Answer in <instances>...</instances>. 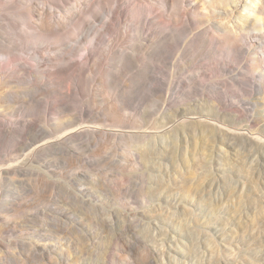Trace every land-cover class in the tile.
Listing matches in <instances>:
<instances>
[{
  "label": "rangeland",
  "instance_id": "374dc122",
  "mask_svg": "<svg viewBox=\"0 0 264 264\" xmlns=\"http://www.w3.org/2000/svg\"><path fill=\"white\" fill-rule=\"evenodd\" d=\"M0 264H264V0H0Z\"/></svg>",
  "mask_w": 264,
  "mask_h": 264
},
{
  "label": "bare ground",
  "instance_id": "6f19581e",
  "mask_svg": "<svg viewBox=\"0 0 264 264\" xmlns=\"http://www.w3.org/2000/svg\"><path fill=\"white\" fill-rule=\"evenodd\" d=\"M244 18H246V16H244ZM46 27V26H45ZM48 27V26H47ZM46 27V28H47ZM45 29V28H44ZM48 29H49V27H48ZM214 126V125H213ZM220 126V128H218V129H221V130H223V131H225L227 134H229V135H233V136H247V138L248 139H250V140H252V141H254V140H256V136L255 135H253V134H251V133H249V132H246L245 130H247V129H242L243 131H241V130H233V129H230V128H226V127H223V126H221V125H219ZM218 127V126H217ZM246 133H245V132ZM246 138V137H245ZM261 140V139H260ZM49 142L48 141H44V142H42V140L41 141H38V142H36L35 143V145H34V147H33V149H32V151H38V150H40V149H42L44 146H46L47 144H48Z\"/></svg>",
  "mask_w": 264,
  "mask_h": 264
}]
</instances>
